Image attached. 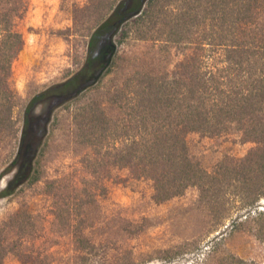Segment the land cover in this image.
<instances>
[{"label": "trees", "instance_id": "obj_1", "mask_svg": "<svg viewBox=\"0 0 264 264\" xmlns=\"http://www.w3.org/2000/svg\"><path fill=\"white\" fill-rule=\"evenodd\" d=\"M24 7L25 0H0V154L11 147L0 173V199L39 179L37 164L50 143V125L66 106L73 149H95L116 165L139 166L154 181L157 203L196 187L212 229L231 220L232 229H247L264 242V209L257 208L264 198V0H99L100 16L84 63L35 93L19 124L16 109L24 100L11 86V75L23 44L15 18ZM134 42L166 50L192 47L194 70L175 76L155 70L153 62L151 67L141 63L133 70H112L125 60L124 46ZM191 131L241 133L259 146L244 158L219 160L208 168L191 154ZM84 163L91 178L82 186L62 178L46 184L56 229L71 234L79 264H143L129 247L117 258L96 259L106 238L92 230L102 222L99 198L107 188L100 179L102 161L88 150ZM120 219L128 237L144 230L142 222ZM41 231V219L27 206L4 219L0 264L9 254L22 256ZM218 261L263 264L232 251Z\"/></svg>", "mask_w": 264, "mask_h": 264}, {"label": "rangeland", "instance_id": "obj_2", "mask_svg": "<svg viewBox=\"0 0 264 264\" xmlns=\"http://www.w3.org/2000/svg\"><path fill=\"white\" fill-rule=\"evenodd\" d=\"M99 16V0H25V7L15 18L23 44L13 61L11 75V86L24 100L16 109L19 124L24 118L25 103L35 93L63 81L82 66ZM124 48H128L125 60L112 70H133L134 64L150 66L151 62L155 70L167 69L175 76H186L194 70L197 54L192 47L173 46L166 50L151 42H134ZM55 114L59 119L50 125V143L37 164L39 179L26 182L15 193L0 199V223L27 206L41 219L42 231L22 256L9 254L3 264H79L71 234L55 227L53 198L46 184L62 178L67 184L82 186L91 178L84 163L88 150L102 161L100 179L107 188L106 195L99 198L102 222L92 230L98 238L101 234L106 238L97 260L117 258L129 247L143 264H221L218 260L227 251L264 264V242L247 229H232L231 220L212 229L205 209L199 205L198 188L190 187L180 196L155 202L154 181L139 166L116 165L111 157L95 149L76 151L68 143L71 111L63 106ZM187 140L191 154L208 168L219 160L234 162L244 158L259 146L241 133L209 135L191 131ZM10 150L8 147L0 154V173L9 161ZM9 177H2V187ZM257 208L264 209V198ZM120 218L142 222L144 230L128 237L120 230ZM105 252L110 255L105 257Z\"/></svg>", "mask_w": 264, "mask_h": 264}]
</instances>
